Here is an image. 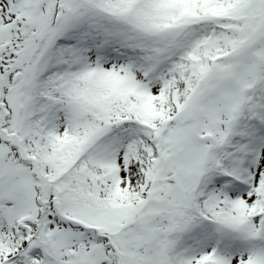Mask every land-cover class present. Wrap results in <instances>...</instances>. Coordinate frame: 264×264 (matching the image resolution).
<instances>
[{
  "label": "snow or ice",
  "instance_id": "6c2138e0",
  "mask_svg": "<svg viewBox=\"0 0 264 264\" xmlns=\"http://www.w3.org/2000/svg\"><path fill=\"white\" fill-rule=\"evenodd\" d=\"M0 264H264V0H0Z\"/></svg>",
  "mask_w": 264,
  "mask_h": 264
}]
</instances>
